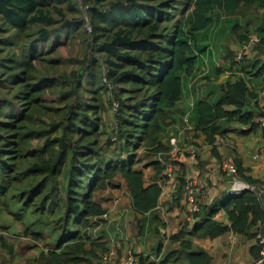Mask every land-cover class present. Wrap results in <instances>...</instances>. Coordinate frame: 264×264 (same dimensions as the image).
<instances>
[{
  "label": "trees",
  "instance_id": "16d2710c",
  "mask_svg": "<svg viewBox=\"0 0 264 264\" xmlns=\"http://www.w3.org/2000/svg\"><path fill=\"white\" fill-rule=\"evenodd\" d=\"M82 1L89 8L94 30H113L107 34V40L97 46L106 53L109 78L119 86V91L112 92L109 99L111 101L114 98L119 102V114H116L117 132L115 138H112L113 126H110L104 143L111 146L118 142L117 149L127 152L124 157L106 156V151L98 140L102 124L97 113L102 109L103 103L88 104L80 100L78 89L81 87L82 72L72 74L70 90L61 92V99L76 94L73 103L65 104L61 109L65 113L60 121L51 123L47 128H32L35 122L33 116L39 107L61 111L46 106L40 98L46 89L67 82L60 83V75L58 78L46 74L34 77L31 73L36 67L35 61L41 60L43 55V41L51 38L48 47H52L53 35L57 39L61 29H66L65 25L59 29L45 26L53 25L55 18L52 12L60 17H64L61 8L75 13V0H0V15L7 29L24 31L35 24L39 25L37 36L30 40L26 54L20 58H4L5 67H8L5 72L6 80H12L13 83L22 81V89L18 95L21 113L18 118H14L13 107L7 113L0 110V117H4L0 120V196H4L15 183L14 163L25 153L26 157H32V161L19 178L29 177L31 181L21 185L18 194L22 202L21 208H31V212L37 214H44L46 209H50L57 214L53 227L60 231V239L53 247L37 255L36 264H81L87 259H94L96 264L97 261L101 264H117L120 257L116 259L115 254L108 255L109 249L105 241H92L89 248H86L83 241V232L90 226V218L105 212V208L95 199V192L107 185L117 186L112 179L118 176L129 193L131 208L135 214L143 215L157 206L161 186L156 180L144 182L142 170L136 167L140 159L135 157V150L144 142L155 153L168 149L160 140L162 128L170 117L171 108L182 95L184 76L194 72L200 54L208 46L205 40L215 11L218 9L241 15L249 23L251 18H246V12L253 9L264 10V0H184L180 3L179 14H184L186 10L189 13L185 21H182L170 10L176 6L174 0ZM164 22L171 23V26L160 27ZM79 24L74 22L73 30ZM260 28L262 29V25L256 30L259 31ZM231 30L237 36L238 43L244 42L250 33L236 22ZM63 36H66V32ZM259 36L261 42L264 41V35ZM98 38L99 36H95L96 40ZM236 49L227 46L223 56L230 60L231 67L245 73L251 72L254 76L263 74L264 62L243 59L241 63V60L236 59ZM93 65L92 63L87 71L89 78L96 75ZM22 72L28 76L17 80ZM95 90L98 93L100 88L97 86ZM118 92L125 94L120 96ZM2 100L1 108L8 103H5V99ZM260 111L256 94L247 80L238 76L234 81L228 80L220 85V94L214 101L198 100L191 121L196 130L202 131L206 142L211 145V151L215 152L213 143L216 135L222 133L220 121H235L245 126L241 130L243 132L260 128L264 133V128L258 123ZM42 136L46 138L39 148H27L31 138ZM149 164H154L155 176H158L161 170L158 161L151 160L147 163ZM181 166L175 167L177 187L167 210L185 199L182 181L186 170L184 164ZM234 166L240 178L248 182H260L246 174L238 161H234ZM60 177L66 179L64 195L57 192ZM220 211H224L227 223L218 218ZM135 220L140 226L136 215ZM263 223L264 202L252 192L244 190L237 194L220 193L210 203L201 202L200 210L192 223L185 221L175 233L170 234L172 241H179V248L167 251L159 260L155 256L138 253V264H210V253L194 247L192 238L212 239L229 231L254 238L256 229ZM33 234L35 238L39 237L38 233ZM258 249L255 241L249 248L250 261L259 257ZM98 250H107L103 253L106 258H102L103 254L100 255ZM160 251L161 243H158L156 254Z\"/></svg>",
  "mask_w": 264,
  "mask_h": 264
},
{
  "label": "crops",
  "instance_id": "0c3cea01",
  "mask_svg": "<svg viewBox=\"0 0 264 264\" xmlns=\"http://www.w3.org/2000/svg\"><path fill=\"white\" fill-rule=\"evenodd\" d=\"M250 12H246V18H251V22L246 23L248 20L241 15L226 13L218 9L215 11L210 31L207 34L209 39L205 40L208 46L200 54L194 72L184 76L182 95L171 108L170 117L165 124L167 127L162 128V130L167 128L168 131H161L160 134L161 142L167 145L168 149L176 152L177 160H179L177 168L184 164L186 175L196 179L199 192L203 196V203L206 204L216 199L220 193H227L230 176L221 168L225 162L234 165V161H238L246 174L264 182V133L260 128L243 132L241 130L245 129V126L235 121L230 123L220 121L222 133L216 135L213 143L214 152L211 151V145L206 142L202 131L196 130L191 121V115L198 100L214 101L220 94V85L225 84L228 80L234 81L238 76H243L247 80L251 90L256 94L258 105L260 107L264 105V72L262 75L254 76L253 73L239 71L236 67L231 70L230 62L223 57L227 46L236 49L241 44L238 43L237 36L233 33V38L231 37L228 41L229 44L222 47L223 39L231 29V27L228 28L230 24L232 26L236 22L253 33L264 35V10L253 9ZM3 22L0 15V23ZM260 25H262V29L256 30ZM216 31L219 32L215 34ZM211 32H214L215 39L213 36L211 38ZM217 54L222 57L217 59L215 57ZM249 57L258 62H264V41L251 51ZM208 63L211 67L214 64L216 66L221 64L219 67L225 70L222 71L218 67L212 71L208 67ZM185 130L190 131L185 134ZM172 133H177V135H173L169 139L164 135ZM171 138H174L175 145L171 143ZM192 150H194V156L190 155ZM137 164L136 167L143 172L145 183L156 180L161 186L157 206L143 215L135 214L131 208L129 193L125 188L127 197L119 198L115 205L113 202L105 204V201H101L107 218H100L103 224L99 235L103 237L102 240L105 241L109 251H112L111 255L115 254L116 259L122 257L126 250L131 248L136 253L155 256L159 260L167 251L180 247L179 241H172L169 236L186 221L185 200L181 199L178 205L167 210L176 191V180L172 178L162 182L159 175L151 176V164L145 163L139 166ZM147 174H149L148 179H146ZM135 215L140 220V226L137 221L135 222ZM225 216L224 211L218 213V218L227 223ZM158 243H161V251L156 254ZM254 243L255 238H248L231 231L212 239L192 238L194 247H200L210 253L212 256L210 264L249 263L251 259L249 248ZM29 263L32 261L27 258L19 261V264Z\"/></svg>",
  "mask_w": 264,
  "mask_h": 264
},
{
  "label": "rangeland",
  "instance_id": "374dc122",
  "mask_svg": "<svg viewBox=\"0 0 264 264\" xmlns=\"http://www.w3.org/2000/svg\"><path fill=\"white\" fill-rule=\"evenodd\" d=\"M182 1L184 0H174V2H176V6L171 8L170 10L176 14L177 19L185 21L189 11L186 10L184 14H179V9L181 8L180 3ZM75 2V13H69L66 9L61 8L64 13V17H60L56 13L52 12L55 21L53 25L45 26L48 28L59 29L62 25H65L66 29H61L60 33H58L57 35V39H55V34L53 35L52 47H48L49 43L51 42V38H49L48 40L45 39L43 41V45L41 47V54L43 55L41 56V60L35 61L36 67L35 69H32L31 74L34 77H39L42 74L50 76L52 75L54 77L60 75V78H62L59 79L60 83L67 82L66 84H62L61 86L57 85L52 89H46L40 98L41 102L46 106H49L50 108H54L56 110H61L62 108H64L65 104L73 103V99L75 98L76 94L74 93L68 96L66 99H61V92L63 90H70L71 85L69 82L72 79V74H74L75 72H82L81 87L78 89L80 100H83V103L86 102L88 104L96 102L103 103L102 109L97 113V115H100L102 124L101 132L100 134H98V140L106 151V156L115 158L117 155H119L124 157L127 155V152L117 149L118 142L112 143L111 146H108L106 145V143H104L106 141V134L111 129L110 126L113 125V119H116V114H119L118 100L112 98L111 101H109L112 92H114L115 90L119 91V86L114 82V80L109 78L108 65L105 61L106 53L100 51L97 46L98 44L106 41L108 38L107 34L109 32H112L113 30H94L91 23V15L88 10L89 8L86 7V3L84 4L82 0H75ZM66 21H68V23H66ZM74 22H79L80 24L77 26V29L73 30ZM86 23L90 24V30L87 29ZM68 25H70V27H68ZM162 26L170 27L171 23L164 22L160 25V27ZM38 27L39 25L35 24L24 31H16L7 29L8 27L5 23H0V101H3L2 99H5V103L8 102L2 108L0 107V110L2 109L7 113L9 109L13 107L15 110V113L13 115L14 118H18L21 113V100L18 95L20 94V91L22 89V81L13 83L12 80H6L5 74L7 73L5 72L6 70H8V67H5L6 63L4 62V58L11 56L20 58L23 54H26L28 52L27 48L28 46H30V40L37 36ZM230 27L231 24L228 28L230 29ZM222 30L224 31V29ZM64 32H66V36H63ZM218 32L219 31H216L215 34H217ZM250 33L253 32L250 31ZM213 34L214 32H211V38ZM95 36H99V38L96 40ZM231 37L233 38V31L230 29V31L227 33V35H225L223 39V48L226 46V44H229L228 41L231 39ZM215 57L217 59H220L222 55L219 56L217 54L215 55ZM243 59L249 60L250 57L249 55L243 57L241 59V63L243 62ZM228 61L230 62V60ZM92 63L94 64L93 67L96 75L93 78H89L87 71L88 69H90ZM219 66H216L214 64L211 67V65L208 63V67L212 71L216 70ZM219 68L222 71L225 70L222 67ZM225 68L227 69V67ZM15 70L19 71L20 69ZM231 70H233V67ZM26 75V73H20L21 77H19L17 80H22ZM22 76L24 77L22 78ZM30 80L32 81L33 79ZM97 86L100 88L98 93H96L95 90ZM123 86L127 87L128 85ZM118 94H120V96H123L125 93L122 94L121 92H118ZM114 100L118 103L116 106V112L113 106ZM45 110L46 113H44ZM64 113L65 111L62 110L57 112L53 110H47L44 107H39L38 110L34 113L33 119H35V122L32 124V128L36 130L38 128H47L51 123L60 121V118L64 115ZM89 113L92 114V112ZM2 118L4 117H0V120H2ZM41 121H43V123H41ZM179 124L176 126L177 128L179 127ZM163 131L166 132L168 131V129L164 128L162 132ZM189 131L190 130H185L184 133L186 134ZM113 135L114 134H112V136ZM164 135L165 137H167V139H169L173 135L176 136L177 133ZM45 138V136L33 137L28 141L26 146L27 148L30 147V150H36L44 143ZM167 151L168 149L159 150L155 153L152 151V147L148 143L144 142L135 150V157L141 159L137 166L148 163L147 161L151 159L157 161V157L161 155L166 157ZM175 156L177 157V155ZM31 161L32 157H26L25 153L23 155H20L19 159L14 163V166L16 168L14 174L16 175V177L13 179V182L15 183H13L11 188L4 196H0V263L2 262L3 264H19V261L23 258L31 260V264H36L35 259L37 255L39 256L40 252L53 247L60 239V235L58 234L60 231L53 227L54 219L57 215L56 213L54 214V211H51L50 209L47 211L46 209V212L44 214H37L32 213L31 208H21L22 202L18 196L19 191L21 190V185L24 182H30L31 179L29 177H23L20 179L19 177L26 170V168L30 166ZM175 162L176 164L178 163L177 160ZM150 168L152 172L151 176L155 175L156 168L154 164H152ZM174 173L177 176L176 170L174 171ZM158 175L161 176V170ZM148 176L149 174L146 175V179H148ZM60 180L61 181L57 188V192L58 194L63 193L64 195L66 179L60 177ZM112 182L113 184H117V186L107 185L104 189L95 192V199L97 201H99L100 203L101 201H105V204L113 202L115 205L116 203H118L119 198L122 199V197H127L122 179L117 176L112 179ZM162 182H165V180H163ZM90 221V226L84 229L83 232V236H85L83 241L86 248H89L90 242H100L103 238L99 235V233H101L103 224V222L101 223V219L98 216H93L90 218ZM33 233H38L39 237L35 238ZM106 251L107 250H98V252H100V255H102ZM104 254L102 255V258L106 256ZM102 258L100 256V259ZM97 262L98 264H101L99 263V261ZM82 263L96 264V261L94 259H87Z\"/></svg>",
  "mask_w": 264,
  "mask_h": 264
},
{
  "label": "built area",
  "instance_id": "2783aa9c",
  "mask_svg": "<svg viewBox=\"0 0 264 264\" xmlns=\"http://www.w3.org/2000/svg\"><path fill=\"white\" fill-rule=\"evenodd\" d=\"M87 24V29L90 30V24ZM261 43V38L256 33H250L247 36V39L244 40L238 47L236 51V59L241 60L243 57L249 55L253 48ZM264 90V88H263ZM117 101L114 100L113 106L116 112ZM258 123L264 128V105L261 106V111L258 115ZM113 131L114 134L112 138H115L117 132V118L113 121ZM171 143L175 145L174 138L170 139ZM167 156H158L157 161L161 166V180H170L174 178L175 167H177L176 152L172 149H169L166 152ZM191 156H194V150L190 153ZM223 171L227 172L230 176V184L227 187L226 191L229 194H237L244 190L252 192L256 198L264 202V182H248L238 176L237 169L234 165L230 163H223L221 165ZM182 189L184 193V200L186 205V220L192 223L195 219V214L200 210V204L203 202V196L199 192V187L195 178L190 176L183 177ZM99 218H107L106 211L98 216ZM256 244L258 246L259 257L256 260L249 261L247 264H264V223L256 229L254 235ZM112 251L108 252V255H111ZM138 253L134 252L131 248L126 250L124 256L120 257L117 261V264H138ZM103 258H106L104 256Z\"/></svg>",
  "mask_w": 264,
  "mask_h": 264
}]
</instances>
